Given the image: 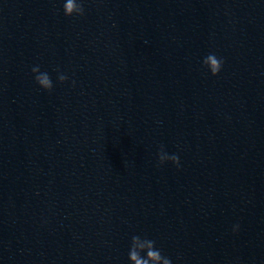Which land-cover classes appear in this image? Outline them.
I'll return each mask as SVG.
<instances>
[{"label":"water","instance_id":"obj_1","mask_svg":"<svg viewBox=\"0 0 264 264\" xmlns=\"http://www.w3.org/2000/svg\"><path fill=\"white\" fill-rule=\"evenodd\" d=\"M61 7L0 0V264H127L133 231L174 264H264V2Z\"/></svg>","mask_w":264,"mask_h":264},{"label":"clouds","instance_id":"obj_2","mask_svg":"<svg viewBox=\"0 0 264 264\" xmlns=\"http://www.w3.org/2000/svg\"><path fill=\"white\" fill-rule=\"evenodd\" d=\"M60 3L63 16L66 19L80 18L85 15L84 0H60ZM200 64L208 75L217 78L224 70L225 59L216 52H209L202 57ZM54 71L56 73V83L65 85L69 82L70 77L67 73L62 72L59 68L54 69ZM30 72L35 85L39 89L46 93H51L54 90L55 84L48 70L42 69L40 64H34ZM71 86H76L74 80L71 81ZM157 161L160 166L170 164L178 170L181 167L180 157L175 153H169L163 145L160 146L157 152ZM239 230V224L232 226L234 234L238 233ZM127 240V264H174L173 259L158 246L157 240L147 233L133 231L128 235ZM176 259L178 261L180 258L177 257Z\"/></svg>","mask_w":264,"mask_h":264}]
</instances>
